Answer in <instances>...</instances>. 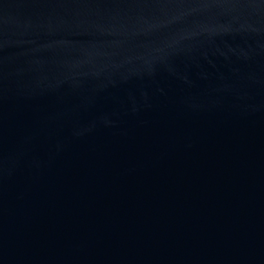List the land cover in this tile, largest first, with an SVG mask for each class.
<instances>
[{
  "label": "water",
  "instance_id": "obj_1",
  "mask_svg": "<svg viewBox=\"0 0 264 264\" xmlns=\"http://www.w3.org/2000/svg\"><path fill=\"white\" fill-rule=\"evenodd\" d=\"M0 264H264V0H0Z\"/></svg>",
  "mask_w": 264,
  "mask_h": 264
}]
</instances>
